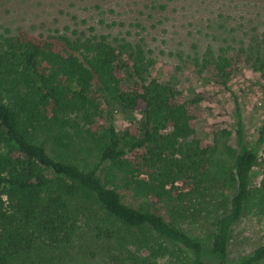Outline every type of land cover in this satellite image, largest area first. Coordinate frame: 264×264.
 <instances>
[{
  "label": "trees",
  "instance_id": "16d2710c",
  "mask_svg": "<svg viewBox=\"0 0 264 264\" xmlns=\"http://www.w3.org/2000/svg\"><path fill=\"white\" fill-rule=\"evenodd\" d=\"M244 54L264 82V55ZM152 65L141 45L93 28L0 34V264H63L78 240L112 246L120 264H264V243L229 258L241 218L264 223V120L253 147L239 116L204 146L194 123L206 97L182 98L151 79ZM199 66L229 92L227 50H208ZM114 107L140 111V129L97 126ZM203 193L222 211L205 239L160 213Z\"/></svg>",
  "mask_w": 264,
  "mask_h": 264
},
{
  "label": "rangeland",
  "instance_id": "374dc122",
  "mask_svg": "<svg viewBox=\"0 0 264 264\" xmlns=\"http://www.w3.org/2000/svg\"><path fill=\"white\" fill-rule=\"evenodd\" d=\"M91 28L110 40L141 45L153 63L151 79L173 87L182 98L189 100L200 93L206 97L196 108L194 123V137L204 146L220 128L233 133L238 116L245 143L254 146L264 120V82L246 64L244 53L256 49L264 55V0H0V34L8 30L33 37H73ZM220 48L227 50L231 60L229 92L199 66L208 50L217 55ZM110 124L118 132L139 130L142 116L140 111L114 107L97 119L99 127ZM231 144L235 146L234 135ZM87 156L78 150L72 154L74 159ZM259 181L260 171L255 167L250 186ZM221 212L205 193L160 209L165 220L203 239ZM83 230L80 227L78 232ZM263 243L264 223L244 216L231 234L230 261ZM116 254L110 245L78 240L62 257L63 264H120Z\"/></svg>",
  "mask_w": 264,
  "mask_h": 264
}]
</instances>
